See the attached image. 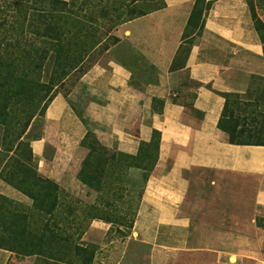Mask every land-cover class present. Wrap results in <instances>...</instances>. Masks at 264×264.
<instances>
[{"label": "crops", "instance_id": "obj_1", "mask_svg": "<svg viewBox=\"0 0 264 264\" xmlns=\"http://www.w3.org/2000/svg\"><path fill=\"white\" fill-rule=\"evenodd\" d=\"M195 1L162 0L161 7L114 27V47L128 40L134 57L118 47L106 63L95 60L66 94L57 92L29 146L40 174L82 197L88 188L77 171L88 153L80 144L87 131L98 151L120 164L119 153L145 159L157 133L152 166L127 167L128 182L142 186L117 261L127 256L133 264L145 246L175 252L211 241L218 256L226 242L238 258L264 264L257 247L264 244L262 226L248 225L246 234L222 230L233 228L241 213L252 212L253 222L264 217V145L230 142L218 126L226 93L264 106V53L254 16L264 18L258 0H211L199 35L181 55L184 40L194 37L186 29ZM0 194L31 201L1 179ZM89 233L100 235L102 246L114 242L110 224L101 219L91 220L83 234ZM10 256L0 247V264Z\"/></svg>", "mask_w": 264, "mask_h": 264}, {"label": "trees", "instance_id": "obj_2", "mask_svg": "<svg viewBox=\"0 0 264 264\" xmlns=\"http://www.w3.org/2000/svg\"><path fill=\"white\" fill-rule=\"evenodd\" d=\"M154 1L0 0V129L5 132L1 142L4 149L0 151V164L8 156L4 164L0 165V178L20 189L32 200L30 208L13 213L16 218L12 221L7 218L6 205L0 204V227L16 224L18 229L16 228L15 232L23 241L18 245L20 248L24 247L29 255H43L55 261H63L65 257L69 264H91L93 253L81 241L83 233L93 219L107 222L117 220L116 214L112 213L115 211L113 208L116 207V202L123 200V195H126L127 202H130V196L135 192V189L131 188L134 186L133 182H127L128 187L125 188L115 186L117 190L111 187L112 180H118L119 177L118 175L109 179L108 175L113 169L105 173L103 166L92 167L93 157H97L100 164H115L113 160L109 162V157L97 152L98 141L87 131L80 144L88 148V153L82 161L77 177L88 189H94L96 196L91 202H85L78 196H73L72 200L67 201L59 185L41 175L32 165L33 156L25 135L30 121L35 113H38L36 111L39 103L43 101L41 106L45 110L55 95V88L63 84L71 72H77L79 78L94 63L95 56L90 57L89 54L98 48L102 40L111 35L109 31L112 28L162 6V2L152 6ZM198 2L199 0L195 1L188 19V27L196 15ZM210 3L211 0L203 11L200 27ZM263 24L260 18L254 16V26L264 53ZM105 25L109 29L99 33ZM113 40L118 38L113 37ZM186 40L187 38L184 44L187 43ZM105 48L106 46L102 51ZM188 49L189 41L183 55ZM96 51L99 52L98 49ZM44 74L47 77L45 81L41 79ZM231 96L238 95H224L225 101L218 126L228 133L230 142L264 145L260 128L252 131L236 130L237 120L227 123L230 116L226 115V110ZM243 102L241 104L244 107L254 103L260 104L254 98ZM251 120L255 121L254 118ZM88 138L95 139L97 154L94 153L93 146H90ZM22 145L28 150L25 163L7 154L9 151L15 154ZM157 145L158 137L157 133H154L147 144L145 159L124 153L119 155L133 160L126 164V168L137 166L149 169L155 160ZM150 157L151 164H145L150 161ZM94 170L93 175L91 172ZM109 188L111 193L108 192ZM0 198L11 202L2 194ZM128 214V211L123 212L121 217L129 216ZM119 220L125 221L124 218ZM257 225L264 226L261 223ZM0 247L8 250L13 248L10 245Z\"/></svg>", "mask_w": 264, "mask_h": 264}, {"label": "rangeland", "instance_id": "obj_3", "mask_svg": "<svg viewBox=\"0 0 264 264\" xmlns=\"http://www.w3.org/2000/svg\"><path fill=\"white\" fill-rule=\"evenodd\" d=\"M161 2H162L161 0H155L154 2H152V6H155V5L157 6L161 4ZM258 2H259L258 13L264 18V0H258ZM208 3H209V0H199L196 6V15L193 17L191 21V25L187 28V31H186L187 34L194 33V37L187 38L186 40L187 43L183 44L182 47L180 48L181 55H183L184 51L188 47V41L189 43L192 42V40L195 38V35H199L200 21L202 18L203 11L205 7L208 5ZM108 29L109 28L107 27V25H105L104 27L100 29L99 33L106 32ZM112 29L109 32H111ZM262 32L264 34V29H262ZM110 34L111 35H109L104 40H102L101 44L98 46L97 49L99 50V52L97 53L96 51L97 49H96L94 50V52L90 53L89 56L90 57L95 56V59L97 60V62L99 61L101 63H106L107 61L112 59L113 56L116 55V51L113 52V50L118 49V47H121V51L125 55H127L129 58L132 59L134 56L132 54V51H130L132 50V48L130 47L129 41L122 40L121 42L118 43V46L115 48L114 45L117 44L119 38L118 40H113V37H116V36L112 33ZM104 46H106V48L102 51ZM77 74L78 73L75 71L71 72L69 76L65 79L63 84L55 88L56 91H54L55 92L54 94H56L57 92L66 94L78 81ZM41 79L45 81L47 79L46 75L45 74L42 75ZM237 95L238 96L229 97V103L227 105L226 115H229L230 117H228L227 123L229 124L230 120H237V123L235 126L236 130L246 129L247 131L250 129L252 131V130H256L260 128V131L262 132V137H264V106L263 105L261 106L259 103H254V105H249V106L244 107V105L241 103H244L243 101H247L246 97L244 95L243 96L239 94ZM42 102L43 101H41V103H39L38 105V109L36 111L38 113H35L34 117L30 121V124L28 125L27 133L25 135L26 141L28 140L30 142L31 139L38 137L41 133L43 122H44V107L41 106ZM252 118H254L255 121L252 122L251 120ZM4 134L5 132L3 131V129H0V151L4 149V146H2L1 144L2 137L4 136ZM256 135L257 134H255V136ZM88 141H90V144H91L90 146H93L94 151H95L94 153L96 154L97 152L100 153L99 151H97V143L95 139L88 138ZM15 152H16L15 154H12V151H9L8 153L7 152L6 153L8 155H13L14 158H16L19 162L25 163L27 161L28 150L26 149L25 145H22ZM7 157H5L1 161V164H0L1 166L4 164ZM124 160H125L124 163H122L121 165L119 162H114L115 165H107L104 162H102L101 164L100 162L98 163L97 161H99V159L97 157L96 158L93 157L92 161L94 163L92 167L97 166V167L102 168L103 166L105 173H108L111 169H113L114 171L108 175L109 179H111L113 176L118 177L119 175V177H118V180H114V179L112 180L111 187H114L113 189H115V186L125 188V187H128L127 182L132 181L130 179L131 176H126V171H127L126 164L133 162V160L125 159V158ZM149 160L150 161H146L145 164L147 165L151 164L152 158L150 157ZM32 165L37 169V165L34 161V158L32 161ZM94 172L95 170L92 171L91 173L94 175ZM0 179L3 180L2 178ZM3 181L6 182L5 180ZM133 183H134V186H132L131 188H134L135 192L133 196H130V202H127L126 200L127 196L123 195V200H119L116 202L117 205L115 208H113V210L115 211L112 212L113 215L116 214V217H118L119 219L124 218L125 221H120L118 218H116L117 220H115L114 222H108L110 224L111 233L112 235H114V242L108 245L102 246L99 244L100 235L92 234V233H89L88 235L86 234L82 235L81 241L85 245H87L89 251L93 253L91 264H129L127 256H125L124 259H126V261L124 262L117 261V260L118 258H120V256L122 257V253L120 254L119 248L123 246L124 242H127L126 237L130 234L138 197L140 195L139 190L141 189V186H142V182H140V180L136 182L133 181ZM60 188L63 192V195L66 196L65 199L67 201H69L70 199L71 200L73 199V196L75 195L66 191L62 187ZM110 188L108 191L109 193H111ZM18 190L21 191L20 189ZM115 190H117V188ZM93 193H95L94 189H85L82 197L81 196H78V197H81V199L85 202H91L94 200V198H92ZM9 199L11 200V202L0 198V204L2 206L6 205L7 209H5V211H6V214L8 215L7 218L9 220L11 219V221L16 218L15 216H13V213H19L20 211H25L31 207L30 206L32 203L31 198H30L31 200L30 204H23L17 200L8 198V200ZM124 210H127L129 212L128 214L129 216L121 217L123 216L122 215L123 212H127ZM237 214L238 213H234V215H237ZM252 214L253 213L251 212V213H241L240 216L237 215L238 216L237 222L236 221L232 222L234 224V227L233 228L226 227L225 229H222V230H230V231H234L239 234H246L248 233V231H251L248 225H252V227L254 226V224L256 225L260 223L264 225V217H255V221L253 222V220H251V218L254 217ZM230 223L231 221L226 222V224H230ZM15 225L16 224H13V225L10 224L7 227L5 226H3V228L0 227V246L7 247V245H10L13 247L12 249L9 250L11 252V256L6 264H69L67 262L68 260H66L65 257L63 261L62 260L55 261V259L49 258V257L47 259L46 256H43V255L27 254V251H25V248L24 247L20 248V246L18 245L19 243L21 244V242L23 241L21 240V237L18 234H16L15 231H17L18 228ZM262 228H264V226H262ZM215 245L216 244L212 243L211 241H205V242L197 244L196 247L191 250H188V251L182 250V251H175V252L161 251V250H158V251L154 250L152 252L149 250L148 246H145L143 249H141V254H142L141 258L137 261H133V264H253V261L251 259L246 258V257L238 258L235 253L230 252L231 251L230 245L226 242L221 244L225 248L222 250V254L218 256V252L214 250ZM257 247H260V250L264 254V244H263V247H262V243L258 244Z\"/></svg>", "mask_w": 264, "mask_h": 264}, {"label": "bare ground", "instance_id": "obj_4", "mask_svg": "<svg viewBox=\"0 0 264 264\" xmlns=\"http://www.w3.org/2000/svg\"><path fill=\"white\" fill-rule=\"evenodd\" d=\"M233 258V257H232Z\"/></svg>", "mask_w": 264, "mask_h": 264}]
</instances>
